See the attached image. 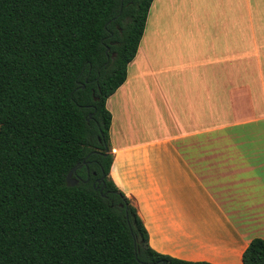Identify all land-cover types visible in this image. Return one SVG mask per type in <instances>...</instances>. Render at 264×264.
I'll list each match as a JSON object with an SVG mask.
<instances>
[{"label": "trees", "instance_id": "obj_1", "mask_svg": "<svg viewBox=\"0 0 264 264\" xmlns=\"http://www.w3.org/2000/svg\"><path fill=\"white\" fill-rule=\"evenodd\" d=\"M152 3L0 0V264H209L153 251L110 177L106 102ZM242 264H264L263 239Z\"/></svg>", "mask_w": 264, "mask_h": 264}, {"label": "crops", "instance_id": "obj_2", "mask_svg": "<svg viewBox=\"0 0 264 264\" xmlns=\"http://www.w3.org/2000/svg\"><path fill=\"white\" fill-rule=\"evenodd\" d=\"M206 3L192 17V0H153L106 102L110 177L153 251L242 264L264 240V0Z\"/></svg>", "mask_w": 264, "mask_h": 264}, {"label": "rangeland", "instance_id": "obj_3", "mask_svg": "<svg viewBox=\"0 0 264 264\" xmlns=\"http://www.w3.org/2000/svg\"><path fill=\"white\" fill-rule=\"evenodd\" d=\"M188 0H185V2H187ZM177 3H175V6H177ZM180 5V2L179 4ZM207 5L206 0H192V5L189 6V8H187L189 10V13H193L192 17L196 14V10H198L199 8L203 9V6ZM195 12V13H194ZM149 23V20L147 21V24Z\"/></svg>", "mask_w": 264, "mask_h": 264}, {"label": "water", "instance_id": "obj_4", "mask_svg": "<svg viewBox=\"0 0 264 264\" xmlns=\"http://www.w3.org/2000/svg\"><path fill=\"white\" fill-rule=\"evenodd\" d=\"M74 171H75V169L71 170L66 177L67 186L73 187L78 183L77 180L72 179V174ZM101 180H103V178Z\"/></svg>", "mask_w": 264, "mask_h": 264}, {"label": "flooded vegetation", "instance_id": "obj_5", "mask_svg": "<svg viewBox=\"0 0 264 264\" xmlns=\"http://www.w3.org/2000/svg\"><path fill=\"white\" fill-rule=\"evenodd\" d=\"M100 181H103V180H101V179H100V180H98V182H100Z\"/></svg>", "mask_w": 264, "mask_h": 264}]
</instances>
